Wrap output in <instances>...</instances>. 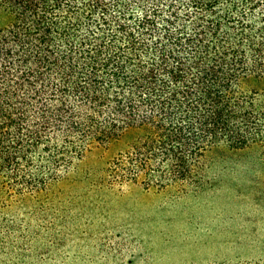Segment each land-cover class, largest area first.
<instances>
[{
	"label": "trees",
	"instance_id": "trees-1",
	"mask_svg": "<svg viewBox=\"0 0 264 264\" xmlns=\"http://www.w3.org/2000/svg\"><path fill=\"white\" fill-rule=\"evenodd\" d=\"M0 11L1 203L52 194L127 132L105 169L119 192L201 183L217 144L264 160V87L245 88L264 83V0H0Z\"/></svg>",
	"mask_w": 264,
	"mask_h": 264
},
{
	"label": "rangeland",
	"instance_id": "rangeland-1",
	"mask_svg": "<svg viewBox=\"0 0 264 264\" xmlns=\"http://www.w3.org/2000/svg\"><path fill=\"white\" fill-rule=\"evenodd\" d=\"M8 23L0 11V28ZM263 87L245 81L246 89ZM135 138L127 132L95 148L52 194L0 200V264H216L264 257L258 148H208L204 179L191 187L119 192L108 185L105 169Z\"/></svg>",
	"mask_w": 264,
	"mask_h": 264
}]
</instances>
